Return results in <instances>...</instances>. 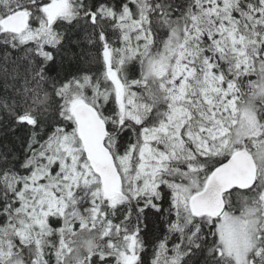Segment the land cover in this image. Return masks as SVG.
<instances>
[{
  "label": "snow or ice",
  "instance_id": "snow-or-ice-1",
  "mask_svg": "<svg viewBox=\"0 0 264 264\" xmlns=\"http://www.w3.org/2000/svg\"><path fill=\"white\" fill-rule=\"evenodd\" d=\"M0 264H264V0H0Z\"/></svg>",
  "mask_w": 264,
  "mask_h": 264
}]
</instances>
